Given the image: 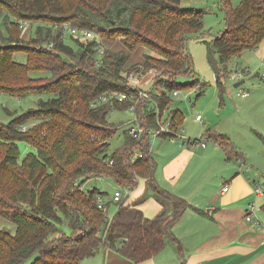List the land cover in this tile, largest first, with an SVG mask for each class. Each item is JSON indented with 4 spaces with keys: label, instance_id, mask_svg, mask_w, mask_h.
Masks as SVG:
<instances>
[{
    "label": "trees",
    "instance_id": "obj_1",
    "mask_svg": "<svg viewBox=\"0 0 264 264\" xmlns=\"http://www.w3.org/2000/svg\"><path fill=\"white\" fill-rule=\"evenodd\" d=\"M220 1L225 27L213 37L207 60L222 94L230 57L264 41V0H240L236 7ZM203 15V9L182 8L180 0H0V93L48 96L38 100L37 108L0 121V216L16 225L14 233L0 228V264H24L32 257L29 264H81L105 248L138 263L163 250L167 240L182 254L172 228L190 204L155 180L147 132L157 128L155 106L139 100L134 113L144 132L133 138L128 128L107 118L113 109L126 110L128 101L113 99L95 107L92 101L105 92H134L122 77L129 55L97 48L98 38L119 39L129 51L143 46L158 55L146 54L142 65L159 70L151 97L161 112L166 110L170 93L197 83L178 82L177 77L194 76L186 42L204 36ZM22 22L34 27L27 39ZM64 24L91 30L95 37L71 36L74 45L69 44ZM33 71L50 76L32 77ZM169 116L182 124L180 109H171ZM34 118L39 123L22 130ZM120 129L123 143L107 153L109 140ZM197 139L216 143L228 160L243 158L223 133L207 130L188 141ZM20 142L32 149L22 155ZM134 152L141 157L133 159ZM95 177H109L128 192L141 178L162 207L147 217L135 204L125 203L127 195L108 219L97 204L98 194L108 192L81 188Z\"/></svg>",
    "mask_w": 264,
    "mask_h": 264
},
{
    "label": "crops",
    "instance_id": "obj_2",
    "mask_svg": "<svg viewBox=\"0 0 264 264\" xmlns=\"http://www.w3.org/2000/svg\"><path fill=\"white\" fill-rule=\"evenodd\" d=\"M241 55L242 53L236 57ZM148 80L147 76L143 82L151 84L150 88L156 92L157 89L152 82L147 83ZM236 95L240 96L238 91ZM254 102L253 98L249 104ZM221 103H224V98ZM201 120L195 121L201 123ZM237 128L239 136L244 138L243 127L238 123ZM206 129L227 135L237 148V143L233 142L227 131H219L216 126H212L203 128L202 134ZM256 134L264 140L263 135L258 132ZM164 138L170 142L165 144L163 139L159 142L163 153L159 157L153 156L156 162L154 177L159 186L190 204L172 228L174 234L181 239L182 254L179 255L178 251L176 253L175 248L167 243L153 257L135 263L115 249L105 248L84 258L81 264H264V197L254 195L252 190L254 184L264 186V158L255 163L260 166L258 168L253 165L254 161L243 147L238 149L242 153V159L228 160L222 148L209 140L205 146H201L183 139L181 142H174L175 139L172 141L168 137ZM150 150L152 151V146ZM165 150L167 151L164 152ZM249 167L252 170L257 168L261 175L254 177ZM209 178L220 179L219 189L213 190L208 185ZM224 186H227V190H223ZM105 199L109 201V208L114 202L112 195L107 194ZM125 203L135 204L150 218L162 207L160 201L146 190L145 181L141 178ZM252 204L256 212L247 221L246 210ZM168 208L170 211L171 207ZM256 221H259L258 224ZM12 228L16 230V225Z\"/></svg>",
    "mask_w": 264,
    "mask_h": 264
},
{
    "label": "rangeland",
    "instance_id": "obj_3",
    "mask_svg": "<svg viewBox=\"0 0 264 264\" xmlns=\"http://www.w3.org/2000/svg\"><path fill=\"white\" fill-rule=\"evenodd\" d=\"M229 1L232 7H236L240 2V0ZM180 6H182V8H199L204 10V36L193 37L186 42V51L191 57L194 72V76L192 77L194 78L186 76L177 77L178 82H190L197 79V83L190 87L177 88V95H171V102L166 112L163 114L162 121L169 116L171 109L178 108L183 116L182 124L179 129H182L181 133L186 137L199 138L202 135L203 128L205 129L206 127L212 126H216L219 131H227L233 142L237 143V149L240 150L241 147H243L254 161L253 165L259 168L260 166L255 163H259L264 158V140L261 136L256 134V132H258L264 137V79L261 77L262 72H264V41L258 45L256 50H246L242 52V55L238 58L236 56L230 57L226 64L228 72L225 77L221 78L225 86V90L221 94L216 85L215 73L207 60L208 47L212 43L213 37L219 34L225 27L221 1L180 0ZM32 29H34V27H28L22 35L23 38L27 39L32 33ZM63 38L65 42L74 45V40L67 28L63 29ZM101 46L103 49L108 47L113 51H123L127 53L129 55L127 62L128 68L137 64H143L146 54L158 57L156 53L143 46H138L134 51H129L119 39H115L114 41H106L103 39ZM15 58L20 61L25 60L24 55H16ZM241 68L246 71L235 75L236 71ZM155 69L158 70L157 68ZM30 74L32 77L50 76L48 72L33 71ZM233 74L235 75V79L231 78ZM240 80H243V82L239 86L234 87L233 84ZM150 87L151 84H144V88ZM239 88L249 90V95L245 97V99H242L244 97H237L236 92ZM221 97L224 98L223 104L221 103ZM40 98L45 100L48 96L30 94L17 97L0 93V121L6 123L12 119L15 115L14 113L19 114L29 108H37ZM253 98L255 102L249 104L252 102ZM196 114L203 117L201 123L194 120ZM133 116H135V113L131 110L113 109L109 112L107 118L112 123L121 124L126 127L133 119ZM39 121L40 120L35 118L30 119L22 126V130L34 126L39 123ZM238 123L245 131L244 138L238 134ZM164 137L166 136H154L151 138V154L153 156L158 155L159 157V155L163 153V148L159 145L160 140H165V144L170 142ZM123 140L124 134L122 129H120L113 138L109 140L106 152L110 153L118 148L123 143ZM181 140L182 139L179 137H175L174 142H181ZM19 146L22 155L26 151L32 149L25 142H20ZM166 151L167 150L164 152ZM239 167L243 168V166ZM249 168L254 177L256 175L258 177L261 175V173L256 170L257 168H255V170H252L251 167ZM207 183L213 190H217L220 186V179L215 180L214 178H209ZM94 187L108 192L109 195H113L116 184L109 177L90 178L81 184V188L84 190H90ZM116 209L117 203H111L106 213L108 219L113 217ZM13 226L15 227L14 223L0 216V228L7 229L12 233L15 231L14 228H12ZM167 243L175 248L177 253L175 244L170 240H167L166 244ZM31 260H33V257L29 258L24 264H29Z\"/></svg>",
    "mask_w": 264,
    "mask_h": 264
},
{
    "label": "built area",
    "instance_id": "obj_4",
    "mask_svg": "<svg viewBox=\"0 0 264 264\" xmlns=\"http://www.w3.org/2000/svg\"><path fill=\"white\" fill-rule=\"evenodd\" d=\"M21 28H22L21 34L23 35L25 30H27L28 28V24L25 22H22ZM64 28L68 29L70 35L73 38L92 39L95 37V34L91 30L79 29L77 27L70 26L69 24H64ZM102 40H103L102 38H98L99 43H98L97 48L100 53L103 52V47L101 46ZM51 45L52 44H49V46ZM245 71H246L245 69L241 68L236 71L235 75H238L240 72H245ZM158 75H159V72L154 67L145 68L142 64L137 65L136 68L131 69V70L127 67L125 71H123L122 77L125 83L131 89H133L134 92H131V93L105 92L99 95L96 98V100L92 101V106L95 107L99 103L107 102L113 99L119 102L126 100L129 102L127 109L134 112L136 105L141 98L148 99L151 101V104L155 106V111H156V116H157V128L147 130L150 138L154 136H161L160 134H164L166 137H168L172 141L175 139V137H179L180 139H183L184 141L199 144L201 146H205L207 142H209L207 139H197V140L188 141V138L181 133L182 129L181 130L179 129L181 125H178L177 122L171 119L170 116H168L164 121H162L163 114L166 112V110L161 112L156 107V103L151 97V92H153L154 89L144 88V84H146V82H143V79L148 76L149 80L147 81V83L152 82L154 84V80ZM235 75L233 74L231 78L235 79ZM261 77L264 79V72L261 74ZM172 94L176 95L177 91L174 90ZM238 94L242 97H247L249 95V90L245 88H239ZM195 120L200 121L201 116L197 114L195 116ZM126 128L129 129V133L133 138H138L144 132V128L138 124L136 117H134V119L128 123V126H126ZM141 155H142L141 152H134L132 155V158L135 159L137 157H141ZM223 190H227V186H224ZM252 190H253L254 195L264 197V186L259 185V184H254L252 187ZM129 193L130 192H128L127 190L121 187H117L113 192L112 201L119 203L122 200V197L129 195ZM97 204H98V207L102 209L103 213L106 214L108 211V205L106 204L104 196L98 194ZM255 212H256L255 206L253 204L250 205L246 210L245 219L247 221L251 220L252 217L255 215ZM258 222L259 221H256V224H258Z\"/></svg>",
    "mask_w": 264,
    "mask_h": 264
},
{
    "label": "water",
    "instance_id": "obj_5",
    "mask_svg": "<svg viewBox=\"0 0 264 264\" xmlns=\"http://www.w3.org/2000/svg\"><path fill=\"white\" fill-rule=\"evenodd\" d=\"M242 82L241 81H238L234 84L235 87L239 86Z\"/></svg>",
    "mask_w": 264,
    "mask_h": 264
}]
</instances>
